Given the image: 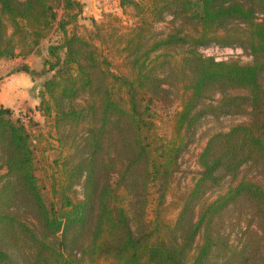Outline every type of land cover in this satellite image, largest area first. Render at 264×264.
<instances>
[{"label": "trees", "instance_id": "trees-1", "mask_svg": "<svg viewBox=\"0 0 264 264\" xmlns=\"http://www.w3.org/2000/svg\"><path fill=\"white\" fill-rule=\"evenodd\" d=\"M118 4L130 25L112 17L69 31L77 0H0V60L60 32L36 105L48 131L0 107V264H264V0ZM166 16L172 29L155 32ZM211 43L251 60L202 56ZM177 101L163 136L155 109ZM233 115L247 120L206 137L174 196L191 130ZM236 207L256 218L259 247L218 244L217 223Z\"/></svg>", "mask_w": 264, "mask_h": 264}, {"label": "rangeland", "instance_id": "rangeland-1", "mask_svg": "<svg viewBox=\"0 0 264 264\" xmlns=\"http://www.w3.org/2000/svg\"><path fill=\"white\" fill-rule=\"evenodd\" d=\"M82 4V13L75 23H72L68 30L74 25L81 28H92V22L108 23L112 17H117L121 23L126 26L133 21L132 17L124 14L119 7L118 0H77ZM262 19L263 15H259ZM173 23L171 18L166 16L161 22L154 26V31L165 33L172 29ZM60 39V32H51L42 42L36 53L29 54L27 57H16L14 59L0 60V107L10 109L15 116H19L29 130L35 135L41 130V134L48 131L47 122L36 111L38 104L39 91L42 81L50 75L43 73V60L47 57L46 47L49 44L57 43ZM198 52L205 57H211L215 61H234L240 64L248 63L251 60L249 53L239 46H221L211 43L207 46L198 47ZM27 66L31 70L30 74L19 71V68ZM160 76L166 75L161 71ZM218 97V95H215ZM178 101L172 106L157 105L155 116L158 123L159 131L163 136H168L169 129L166 125V117L174 110L178 109ZM32 119V123L28 120ZM247 120L245 115L221 116L214 118L207 116L202 118L191 130L188 138V144L178 160V167L172 180L173 195L179 196L186 189L190 177L197 171L196 154L203 146L206 137L217 131L225 130L230 125ZM45 146V141L39 143L37 154H40L41 148ZM48 147V146H47ZM55 153L50 151V155ZM4 173L0 168V175ZM242 173L254 176L255 171L244 168ZM77 197H81V188L79 185L74 186ZM211 198V197H209ZM168 199V198H167ZM218 233L217 242L219 245L226 241L229 245L237 248L244 243L252 245L253 241L259 243V232L257 230V220L251 213L241 207L232 208L224 214L216 226ZM259 243V244H258Z\"/></svg>", "mask_w": 264, "mask_h": 264}]
</instances>
